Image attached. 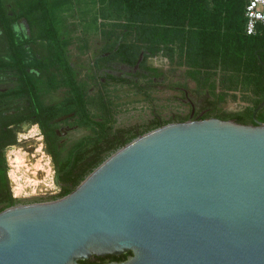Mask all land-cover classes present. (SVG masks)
Masks as SVG:
<instances>
[{"label": "water", "instance_id": "obj_1", "mask_svg": "<svg viewBox=\"0 0 264 264\" xmlns=\"http://www.w3.org/2000/svg\"><path fill=\"white\" fill-rule=\"evenodd\" d=\"M263 105L250 124L192 110L126 143L70 193L2 209L0 264L120 254L103 264H264Z\"/></svg>", "mask_w": 264, "mask_h": 264}, {"label": "trees", "instance_id": "obj_2", "mask_svg": "<svg viewBox=\"0 0 264 264\" xmlns=\"http://www.w3.org/2000/svg\"><path fill=\"white\" fill-rule=\"evenodd\" d=\"M80 2L98 5L96 19H103L100 24L104 36L100 54L84 77L79 76L71 61L70 37L64 31V18L58 13L66 4ZM245 4L246 0H0V67L8 64L4 59L10 56L13 58L10 64L17 67L24 78L25 86L21 91L30 99L55 163L54 178L60 191L53 198L74 190L112 152L139 135L169 123L156 120L145 130L134 129L128 133L106 126L103 119L94 118L88 112V89L96 86L100 92L107 83L127 81L109 71L115 64L135 67L141 53L140 70L155 72L147 66V59L163 52L170 61L180 62L183 58L190 68L188 76L198 81L210 80L214 75L225 81L230 75L232 80L248 86L257 96L251 107L227 117H216L252 123V112L264 98V22L257 24L254 34H246ZM21 20L28 27L24 41L16 38L13 28L14 23ZM25 44L31 46L33 57L43 59L38 63L48 75L50 88H65L63 98L53 105L43 107L37 103L36 84L24 61ZM101 76L105 82L99 81ZM70 114L90 133L74 145L67 158L60 160L48 131L52 121ZM189 115L180 120H187ZM210 116L213 115L206 112L200 118ZM105 150L110 151L103 154ZM88 152H92V156L82 160ZM15 203L16 200L9 198L0 211ZM101 260L124 261L121 254L94 257V261ZM90 261L80 260L88 264Z\"/></svg>", "mask_w": 264, "mask_h": 264}, {"label": "rangeland", "instance_id": "obj_3", "mask_svg": "<svg viewBox=\"0 0 264 264\" xmlns=\"http://www.w3.org/2000/svg\"><path fill=\"white\" fill-rule=\"evenodd\" d=\"M58 13L64 18V31L70 37L71 61L79 76L84 77L89 71L90 64L100 54L104 42L100 24L103 19H96L98 5L94 2L66 4L63 9L58 10ZM105 28L107 29L109 26H105ZM16 31L20 34L18 40H24L28 34L27 24L21 21L16 25ZM180 64L179 62H175V64L169 62L163 52H158L147 59V66L151 70H156L155 72L142 70L146 73H142L143 75L134 74V76L133 73L137 70L140 71V69L115 64L114 69L109 72L119 78H125L127 81L107 83L100 92L96 89V86H91L87 91L88 112L94 118L103 119L106 126L121 128L129 133L134 129L145 130L147 126L156 120L181 121L180 119L187 116L192 109L199 115L209 112L213 116L227 117L254 103L252 99L251 101H243L242 98L239 101L233 99L232 92L239 89L243 90L245 85L232 80L230 75L226 77L225 81L215 75L206 81H198L191 75H186L184 78V75H182L184 68L180 67ZM99 81L105 82V78L101 76ZM16 85L17 83L12 75L5 72L0 73V90L10 89ZM42 91H44V87ZM249 91L250 98H252L251 88H249ZM62 95L63 90L59 89L54 93L42 95V98L47 103ZM217 96L219 97L218 103L215 102ZM228 98L230 103H233L230 107L226 104ZM31 125L25 124L23 128H29ZM37 132L42 136L40 129ZM55 132L54 140L57 156L60 160H64L69 156L74 145L87 136L90 130L75 122L70 114L66 118L58 120ZM40 142L41 140L37 141L33 138L22 139L14 146L22 147L28 153L33 154ZM11 149L13 148L9 147L5 153L10 164L9 172L13 176L12 163L8 157ZM44 151L49 155L46 147H44ZM109 151L105 150L103 154ZM90 156H92V152L86 153L82 160ZM52 164L55 166L54 160H52ZM43 184L40 187L45 189ZM46 188L49 189H47L48 192L60 191L55 178L54 183L52 180L51 186ZM34 190L38 192L37 189ZM31 192L34 191L31 190ZM0 200V206L5 204L3 198ZM94 257L97 256H92L89 259L94 261Z\"/></svg>", "mask_w": 264, "mask_h": 264}, {"label": "flooded vegetation", "instance_id": "obj_4", "mask_svg": "<svg viewBox=\"0 0 264 264\" xmlns=\"http://www.w3.org/2000/svg\"><path fill=\"white\" fill-rule=\"evenodd\" d=\"M21 21H24V20H21ZM21 21L14 23L13 28L15 31H16V25H18ZM19 36H20L19 32L16 31V38H19ZM27 36L25 37V39L27 38ZM24 40H21V41H24ZM24 48H25V53H26V57L24 58L25 64H27L26 70L28 71V74L31 76V78H33L36 84L35 86L36 100H37L38 105L47 107V106L55 104L56 102H58L60 99L63 98L65 94V88H57L55 90H52L50 88L51 84L47 82L48 75L46 74L44 69L39 67V64L41 63H38V61H41L43 59L37 56L33 57V51L30 49L31 46L29 44H25ZM4 60L8 61V64L0 67V73L5 72V73H8L9 75H12L17 85L10 89L0 90V134H1L0 135V199L3 198V200L5 201V204L1 205L0 208H3L7 205L9 198L16 200V203L13 205L24 204V203H35V201L42 200V197H34L29 200L24 199L23 198L24 195L28 193L29 194L33 193L31 192V189H28L26 192H23L19 195H15V192L13 190V180L10 177V173H9L10 164L8 162L5 151L9 147L16 145L20 142V139L17 136V134L19 131H22L24 129L23 125L36 124L38 127V130L40 129V133L42 134L41 143H43L44 147L48 149V144H47L48 141L46 137L44 136V134L42 133L39 123L36 121L37 115L33 113V107L31 105L30 99L26 94H23V92L21 91V89L25 86L24 78L21 75V73L18 71V68L10 64V62L13 61V58H11L10 56H7L5 57ZM137 68L139 69L138 66ZM140 71L139 70L135 71L133 75L136 72L139 73L138 75H140V73L141 74L146 73V72H142V70ZM43 87H44V91H42ZM59 89L63 90V95L61 97L57 98L54 101L47 102V103L43 100L42 95L44 94L46 95L47 93L48 94L54 93L58 91ZM192 110H190V113ZM199 116L201 115H199V113H196L194 110V117H199ZM50 125L51 127L48 132L51 136V142L56 149L54 135L56 133L55 131L58 125V119L52 121ZM10 140H12V143H6ZM49 156L52 162L53 158L50 153H49ZM54 175H55V169L53 166V173H52L53 183H54ZM40 186L41 184L35 187L37 191L46 192L49 190L48 188H46V187H49V185L43 184V187L45 189L41 188ZM30 200H32V202ZM111 261H115V260H111ZM111 261H103V260L94 261V262L90 261V263L91 264H103V263H107Z\"/></svg>", "mask_w": 264, "mask_h": 264}, {"label": "bare ground", "instance_id": "obj_5", "mask_svg": "<svg viewBox=\"0 0 264 264\" xmlns=\"http://www.w3.org/2000/svg\"><path fill=\"white\" fill-rule=\"evenodd\" d=\"M37 131V125L32 124L29 128L19 131L18 137L20 140L33 138L40 141L42 136ZM11 148L13 149L9 151L8 157L13 167V176L10 174V177L13 180L15 195L26 192L28 188L34 191L39 184L51 186L53 166L50 156L44 151L43 143H38L31 155L22 147L13 145Z\"/></svg>", "mask_w": 264, "mask_h": 264}, {"label": "built area", "instance_id": "obj_6", "mask_svg": "<svg viewBox=\"0 0 264 264\" xmlns=\"http://www.w3.org/2000/svg\"><path fill=\"white\" fill-rule=\"evenodd\" d=\"M244 17H245V27H244L245 33L248 35L254 34L256 32L257 24L260 22H264V0H246ZM263 112H264V108H263ZM57 192L58 191L36 192V190H34L33 194H26L23 196V198L29 200L34 197H42V200L35 202H46V201L54 200L53 196L56 195ZM30 201L32 202V200Z\"/></svg>", "mask_w": 264, "mask_h": 264}, {"label": "crops", "instance_id": "obj_7", "mask_svg": "<svg viewBox=\"0 0 264 264\" xmlns=\"http://www.w3.org/2000/svg\"><path fill=\"white\" fill-rule=\"evenodd\" d=\"M87 3H89V2H87ZM168 58V57H167ZM169 60V59H168ZM182 61V62H181ZM169 62H171V63H174L175 64V61H170L169 60ZM180 62H181V64H180V67H182V68H184L183 69V71H182V75H184V78L186 77V75H188V70L190 69L185 63H184V59L182 58V59H180ZM179 62V63H180ZM217 71V73L216 74H218L219 73V71L218 70H216ZM216 76H218L219 77V75H216ZM183 78V79H184ZM239 90H241V89H239ZM239 90H236V91H233L232 93H233V95H232V97H233V99H237L238 101L242 98L243 99V101L245 100V101H248V100H250L251 101V99H252V101L254 102V100L257 98V96L256 95H251V97L252 98H250V91H249V87L248 86H245L244 87V89L243 90H241V91H239ZM218 99H219V97L217 96L216 98H215V101H216V103H218ZM226 104L230 107V106H232V102L230 103V99L228 98L227 100H226ZM249 103V102H248ZM253 105V103L251 104V105H249V106H247V107H245V109L246 108H248V107H251ZM263 108H264V105L261 107V109H259L258 111H257V113H258V116H257V118L260 120V121H264V112H263ZM244 109V110H245ZM243 111V110H242ZM239 112H241V111H239ZM190 113V112H189ZM259 116H261V117H259Z\"/></svg>", "mask_w": 264, "mask_h": 264}]
</instances>
